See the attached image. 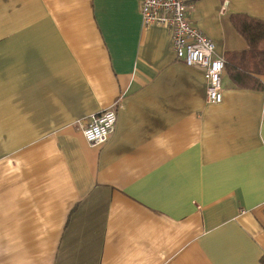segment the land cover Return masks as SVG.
Instances as JSON below:
<instances>
[{
    "label": "crops",
    "instance_id": "1",
    "mask_svg": "<svg viewBox=\"0 0 264 264\" xmlns=\"http://www.w3.org/2000/svg\"><path fill=\"white\" fill-rule=\"evenodd\" d=\"M226 62L232 12L187 0ZM139 0H0V264H264V74L207 103ZM112 108L107 140L82 134Z\"/></svg>",
    "mask_w": 264,
    "mask_h": 264
},
{
    "label": "built area",
    "instance_id": "2",
    "mask_svg": "<svg viewBox=\"0 0 264 264\" xmlns=\"http://www.w3.org/2000/svg\"><path fill=\"white\" fill-rule=\"evenodd\" d=\"M139 3L141 25L164 27L170 36V46L176 59L201 68L206 102L220 103L224 60L215 56L212 41L190 23L187 0H139ZM114 114V109L108 108L91 115L82 128L85 142L95 145L107 140L114 129Z\"/></svg>",
    "mask_w": 264,
    "mask_h": 264
},
{
    "label": "trees",
    "instance_id": "3",
    "mask_svg": "<svg viewBox=\"0 0 264 264\" xmlns=\"http://www.w3.org/2000/svg\"><path fill=\"white\" fill-rule=\"evenodd\" d=\"M228 20L247 47L228 54L224 70L233 87L258 89L262 83L257 76L264 74V20L245 12H232Z\"/></svg>",
    "mask_w": 264,
    "mask_h": 264
},
{
    "label": "clouds",
    "instance_id": "4",
    "mask_svg": "<svg viewBox=\"0 0 264 264\" xmlns=\"http://www.w3.org/2000/svg\"><path fill=\"white\" fill-rule=\"evenodd\" d=\"M216 67H217V68H219V67H220V65H219V64H217V65H216Z\"/></svg>",
    "mask_w": 264,
    "mask_h": 264
}]
</instances>
